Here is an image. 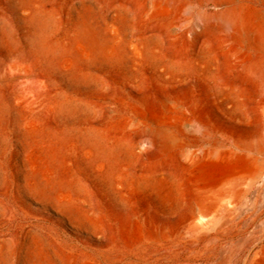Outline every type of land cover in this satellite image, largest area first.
<instances>
[{
    "label": "rangeland",
    "instance_id": "rangeland-1",
    "mask_svg": "<svg viewBox=\"0 0 264 264\" xmlns=\"http://www.w3.org/2000/svg\"><path fill=\"white\" fill-rule=\"evenodd\" d=\"M215 1L0 0V264H264V56Z\"/></svg>",
    "mask_w": 264,
    "mask_h": 264
},
{
    "label": "bare ground",
    "instance_id": "bare-ground-1",
    "mask_svg": "<svg viewBox=\"0 0 264 264\" xmlns=\"http://www.w3.org/2000/svg\"><path fill=\"white\" fill-rule=\"evenodd\" d=\"M231 1L233 0H216L214 5L216 12L212 20L218 22L237 41L245 43L264 56V22L245 9L232 6ZM245 62L249 71L258 72L261 75L260 80L264 84V61H250L246 58ZM262 111L264 115V107ZM260 143L261 141L247 144L244 147L245 153L248 156L252 155L260 147H258ZM210 157H216L215 150L210 152Z\"/></svg>",
    "mask_w": 264,
    "mask_h": 264
}]
</instances>
